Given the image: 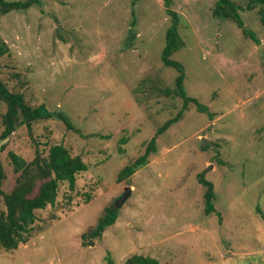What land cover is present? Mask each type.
I'll return each mask as SVG.
<instances>
[{
  "label": "rangeland",
  "instance_id": "rangeland-1",
  "mask_svg": "<svg viewBox=\"0 0 264 264\" xmlns=\"http://www.w3.org/2000/svg\"><path fill=\"white\" fill-rule=\"evenodd\" d=\"M216 1L40 0L0 15L9 47L1 80L31 105L61 110L82 133L99 134L81 136L44 119L30 130L17 126L4 140L0 100L4 191L17 176L9 151L30 160L36 148L46 154L62 143L88 167L73 192L62 185L55 206L36 210L27 242L0 246V264H108L107 256L122 264L134 253L160 264H264V5L249 9L250 0H233L253 40L213 15ZM167 8L178 14L184 42L172 58L184 66L187 95L206 109L190 103L157 135L148 162L117 181L182 107L164 90H173L177 74L161 61ZM206 180L214 191L209 213ZM125 186L131 191L114 208L115 221L101 236L82 238Z\"/></svg>",
  "mask_w": 264,
  "mask_h": 264
},
{
  "label": "trees",
  "instance_id": "trees-1",
  "mask_svg": "<svg viewBox=\"0 0 264 264\" xmlns=\"http://www.w3.org/2000/svg\"><path fill=\"white\" fill-rule=\"evenodd\" d=\"M252 2L264 5V0H250L247 8H252ZM39 3L40 0H0V15L12 10H25L31 5ZM240 10H242V7L235 4L233 0H217L212 13L217 18L233 21L244 35L256 40L241 18ZM167 13L170 16V25L165 31V43L161 50V61L165 66L174 68L177 74L174 79L173 90L170 88H165L164 90L167 93L172 91L174 95L180 97L182 99V107L175 117L166 120L157 129L146 144L144 152L122 167L118 173L117 181L129 177L148 162L149 154L156 150L155 140L157 135L165 131L171 123L181 119L182 114L187 110L190 103H193L198 111H205L206 109L197 98L187 95L184 89V66L181 62L172 58V54L184 46L178 30L179 17L175 11L169 8H167ZM260 20L264 25L263 12H260ZM132 23H134V20ZM8 52L9 47L0 35V58ZM0 100L6 105V110L2 115V138L9 136L17 126L25 125L30 130L34 122L44 119H58L68 130L79 133L81 136H99L98 133H82L61 110H51L44 103L31 105L27 102L22 92L10 90L1 78ZM121 141H125V138L123 137ZM3 148L4 146H2L1 150ZM8 156L12 169L17 176L11 190L4 191L2 184L5 179V173L0 159V199L4 206L3 209H0V246L6 250H11L16 249L20 243L27 242L32 236L36 210L44 209L48 205L55 206L62 185H66L67 192H73L76 188L77 175L86 171L88 167L80 155L72 154L69 148L62 143L50 145L46 154L36 148L35 154L30 160H25L13 151H9ZM203 183L206 185L204 194L205 211L209 213L214 211L212 203L214 198L213 185L207 180L203 181ZM90 198V194L86 193L83 201L88 202ZM66 199L70 200L71 195L68 194ZM116 215L113 203L106 206L96 223L88 226L87 231L82 234V238L86 235L90 237L101 236L105 228L115 221ZM53 218H56V216H53ZM106 259L108 264H114L109 256ZM122 264H160V262L155 257L134 253L126 257Z\"/></svg>",
  "mask_w": 264,
  "mask_h": 264
},
{
  "label": "water",
  "instance_id": "water-1",
  "mask_svg": "<svg viewBox=\"0 0 264 264\" xmlns=\"http://www.w3.org/2000/svg\"><path fill=\"white\" fill-rule=\"evenodd\" d=\"M3 139L5 140L6 137L3 138ZM202 140H203V145H205V144H211V142L210 141H207L204 137L202 138ZM1 142H0V144H1ZM130 191H131V187L130 186H125L123 193L116 199V201L114 203V208L115 209H117L126 200V198L130 194ZM91 243H92V241H90L88 244H91Z\"/></svg>",
  "mask_w": 264,
  "mask_h": 264
}]
</instances>
